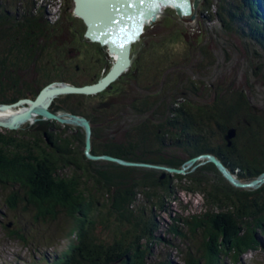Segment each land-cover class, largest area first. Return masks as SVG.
<instances>
[{
    "label": "trees",
    "instance_id": "trees-1",
    "mask_svg": "<svg viewBox=\"0 0 264 264\" xmlns=\"http://www.w3.org/2000/svg\"><path fill=\"white\" fill-rule=\"evenodd\" d=\"M204 3L206 8L211 4L210 0ZM236 5H221L218 15L223 24L264 48V0H241V6ZM9 19L1 13L0 25ZM28 20L29 17L24 25L33 24ZM40 21L42 32L47 33L50 22L42 13ZM80 21L85 29L84 21ZM233 21L244 25L232 28ZM60 23L52 26L51 34L48 31L41 36L48 40L52 34L60 35ZM178 35L185 41L180 31ZM30 36L28 32L14 33L11 28L0 31V103L34 99L44 87L56 82L78 86L97 83L109 72L99 69L98 55L89 61L86 56L83 61L66 57L69 47L87 48L82 42L52 41L50 46H37ZM152 46L147 56L141 53L134 60L112 88L94 95H60L52 110L91 120L94 154L182 168L186 160L211 153L241 180L257 178L264 172V111L258 112L241 89L218 88L213 102L205 104L179 100L176 94L168 97L167 88L174 85L178 74L172 76L170 72L162 81L179 62L172 61L174 54L169 50L155 54V45ZM136 50L131 49V56ZM202 51L208 57L205 47ZM183 59L188 62L193 57L183 55ZM31 70L34 77L29 78ZM262 78L264 83V74ZM128 111L142 118L127 127L124 140L105 138L109 127L124 119ZM38 123L42 127L37 128ZM55 123L40 120L25 127H30V137H36L40 144L44 131L55 127ZM56 128L53 145L40 144L37 158L31 157L27 138L14 136L16 131L0 129V184H19L25 189L24 211L29 212L33 222L52 225L62 218L67 220L63 238L69 242L56 255L54 264H150V244L162 239L156 234L158 221L151 214V206L163 207L157 199L173 196L176 180L181 190L203 194L208 207L205 213L191 219L175 218L192 235L203 233L201 250L186 251L185 264H224L229 256L237 261L262 246L257 231L264 230V185L258 189L236 187L212 162L188 174L172 175L157 168L91 160L85 154L83 128ZM69 128L72 133L67 131ZM232 128L236 136L230 145L228 133ZM141 197L151 202L150 210L142 207ZM12 198L11 208L15 209L16 197ZM179 225L173 224L169 231L185 239L188 234ZM8 233L26 241L18 229Z\"/></svg>",
    "mask_w": 264,
    "mask_h": 264
},
{
    "label": "rangeland",
    "instance_id": "rangeland-1",
    "mask_svg": "<svg viewBox=\"0 0 264 264\" xmlns=\"http://www.w3.org/2000/svg\"><path fill=\"white\" fill-rule=\"evenodd\" d=\"M195 1H197L196 6ZM205 1L192 0V13L185 16L179 15L170 6L165 7L159 18L145 25L140 42L132 46L133 51L137 49L135 59H138L141 53L147 56L149 53L147 50L153 47L152 44L155 45L154 52L157 55L167 53L166 50L174 54L172 61L179 62V64L168 70L162 81L165 82L170 72L174 73L172 76L178 74L174 85L167 88L168 97L176 94L179 100L188 99L195 103L205 104L213 102L215 90L218 88L241 89L256 110L263 112L264 48L248 38H242L235 32L236 30L227 29L218 15L221 5L235 6L238 3L236 6L240 7L241 0H210L211 4L207 8ZM0 2V14L5 10L11 12L19 10L22 16L29 13L40 18V13H42L45 21H50L47 28L49 34L53 31L52 26L61 22L62 33L54 36L52 34L48 40L42 36L40 38L42 45L50 46L52 41L82 42L91 50V54L85 47L80 50L69 47L66 57L83 61L86 56V60L89 61L90 57L98 55L101 61L99 69L101 68L102 73L108 72L115 62L107 46L93 43L85 37L86 34L83 35L84 28L80 18L74 14L75 0H0ZM22 21V19L20 22L12 20L4 26L0 25V31L3 27H17ZM242 25L244 23L239 21H233L231 24L232 28H239ZM178 31L183 34L185 41L179 40L182 38L178 35ZM202 38L203 40L200 41ZM204 47L208 50V57L202 51ZM183 55L193 57V60L187 62L183 59ZM28 76L29 78L34 77V72L31 70ZM190 80L194 83L192 84ZM141 118L136 113L128 111L124 119L109 127L105 138L108 137L118 142L123 141L127 127L140 121ZM35 124L37 123H27L11 131H18L24 129L26 125L34 126ZM56 124L60 128L68 125L57 121L55 126ZM54 137L56 138V134ZM40 144L49 145L45 137ZM199 166L189 168L184 174H188L191 169L197 170ZM65 172L70 173V170ZM174 184L173 196L162 195L157 199L162 202V208L151 206V214L158 221L156 234L162 239H156L155 243L150 244L151 255L148 259L150 264H185L183 257L186 251L191 249L194 252L195 248L198 250L202 248L203 233L192 235L184 224L176 222L175 218L191 219L195 214L205 213L208 209L205 198L201 193L181 190L177 180ZM24 196L25 189L19 184H0V264H54L56 255L64 250L69 242L68 239L63 238L65 233L63 229L67 226V220L62 218L52 225L33 222L29 212L24 211L26 206L23 201ZM12 197H16L15 209L11 208ZM140 203L144 209L150 210L151 202L141 197ZM176 223L180 224L179 227L188 234L185 239L174 236L169 231V228ZM12 228L25 234L26 241L9 236L8 232ZM257 232L259 240L262 241V246L258 250L242 255L237 261L229 256L224 260V264H264V230Z\"/></svg>",
    "mask_w": 264,
    "mask_h": 264
},
{
    "label": "water",
    "instance_id": "water-1",
    "mask_svg": "<svg viewBox=\"0 0 264 264\" xmlns=\"http://www.w3.org/2000/svg\"><path fill=\"white\" fill-rule=\"evenodd\" d=\"M76 12L85 17L89 24L94 28L90 31L101 36L118 29L123 34H135V38L143 33L144 25L151 23L158 17V10L161 4L175 6L176 12L181 15H190L193 9L192 0H75ZM197 1H195L196 6ZM125 32V33H124ZM113 34L112 40H107V45L111 53L116 54V61L109 72L97 83L87 85H74L72 83L60 82L52 83L44 87L36 98H24L14 103H0V110H9L23 107V110L0 119V129L17 130L25 124H34L41 119L57 121L62 124L79 126L85 131V154L91 160H107L117 162L125 166H140L157 168L171 174H184L191 167L195 168L208 162L214 163L222 172L224 177L234 186L245 189H258L264 185V172L257 178L250 181L241 180L223 161L214 154L205 153L185 161L182 168L169 167L145 162L129 161L110 154L92 153L93 124L86 116L72 112H55L52 105L55 99L65 94H98L107 88H112L113 83L125 73L135 60L131 56L130 44L120 42L118 38L122 35ZM116 36V38H115ZM115 38V39H114ZM81 104V102H80ZM256 109V107H255ZM236 136V129H230L228 133L229 144L231 139ZM166 173L163 174V177Z\"/></svg>",
    "mask_w": 264,
    "mask_h": 264
},
{
    "label": "flooded vegetation",
    "instance_id": "flooded-vegetation-1",
    "mask_svg": "<svg viewBox=\"0 0 264 264\" xmlns=\"http://www.w3.org/2000/svg\"><path fill=\"white\" fill-rule=\"evenodd\" d=\"M3 13L5 15H7L8 19L10 18L9 22L12 21V20L15 21V22H20L21 19L23 20L18 27H10L11 30L14 31V33L18 32V33L24 34V33L28 32V33H30L32 35V36H30L29 39L34 41V43H33L34 45H37V46H41L42 45V43H40V38H42L41 35L42 34H47V33H43L42 32L43 31L42 27L39 25V22H41L40 18H37L35 15H30L29 13H26L25 15L22 16V13H20L19 10L18 11H14V12L5 10ZM29 15L31 17V19L29 18V20L33 21L32 22L33 24H30V26H26L24 24L26 22V18L29 17ZM6 29L9 30V28H6ZM39 127H42L40 123H38V125H37V128H39ZM57 129L58 128H56V126H55V127H50L48 130L44 131V137H45V139H46L48 144L53 145V142L51 140H52V138H54L53 137V133L56 132ZM61 130H64V128H61ZM67 131L72 133L70 128ZM31 132H33V131L30 130V127H28V128L24 127V129H20V130L14 132L13 135L17 136L18 138H20V137L27 138L30 141V143H31V146H30L31 154L30 155H31L32 158L33 157L37 158V156L39 155V152L41 151V149H40L41 145L38 144V140H37L36 137H34V136L30 137ZM10 134L12 135L11 132H10ZM40 142L42 143V140H40ZM33 160H35V159H33Z\"/></svg>",
    "mask_w": 264,
    "mask_h": 264
},
{
    "label": "bare ground",
    "instance_id": "bare-ground-1",
    "mask_svg": "<svg viewBox=\"0 0 264 264\" xmlns=\"http://www.w3.org/2000/svg\"><path fill=\"white\" fill-rule=\"evenodd\" d=\"M169 5H165V4H161L160 7H159V10H158V17H160L163 9L165 7H168ZM149 24V23H147ZM112 57L113 58H116V54L112 53ZM24 108L23 107H17V108H13V109H9V110H0V119H4V118H7L17 112H19L20 110H23Z\"/></svg>",
    "mask_w": 264,
    "mask_h": 264
},
{
    "label": "clouds",
    "instance_id": "clouds-1",
    "mask_svg": "<svg viewBox=\"0 0 264 264\" xmlns=\"http://www.w3.org/2000/svg\"><path fill=\"white\" fill-rule=\"evenodd\" d=\"M176 11V10H175Z\"/></svg>",
    "mask_w": 264,
    "mask_h": 264
}]
</instances>
